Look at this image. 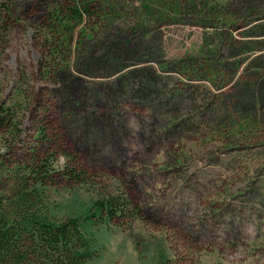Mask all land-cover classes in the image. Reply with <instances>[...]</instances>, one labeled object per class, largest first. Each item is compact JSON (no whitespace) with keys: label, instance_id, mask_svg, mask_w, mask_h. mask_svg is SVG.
Here are the masks:
<instances>
[{"label":"rangeland","instance_id":"obj_1","mask_svg":"<svg viewBox=\"0 0 264 264\" xmlns=\"http://www.w3.org/2000/svg\"><path fill=\"white\" fill-rule=\"evenodd\" d=\"M141 1L111 0L65 40L44 19L57 0H0L20 14L0 55L22 129L6 160L48 150L61 170V151L84 152L95 180L47 187L58 218L105 194L142 208L130 229L86 220V264H264V0H195L155 25Z\"/></svg>","mask_w":264,"mask_h":264},{"label":"trees","instance_id":"obj_2","mask_svg":"<svg viewBox=\"0 0 264 264\" xmlns=\"http://www.w3.org/2000/svg\"><path fill=\"white\" fill-rule=\"evenodd\" d=\"M110 2L57 0L44 14V19L50 32L68 40L74 34L73 29L92 18L97 9L102 13L108 8L115 11L116 7ZM141 2L140 17L153 25L160 21L168 23L171 15L184 14L190 6L196 8L195 0ZM18 19L20 14L12 4L0 3V55L7 47V32ZM206 51L211 58L218 54L216 48L210 46ZM20 126L16 113L0 97V140L10 141L9 153L0 154V264H86L98 254L95 238L83 229L86 220L127 229L132 228L135 219L145 220L142 208L131 196L123 194L101 195L88 210L78 215L65 218L54 215L47 187L58 189L60 181H66L68 186L88 183L95 180V173L87 166L84 152L73 147V152L68 149L60 152L66 158L61 170L54 169L56 153L48 150L37 153L24 164L6 160L8 154L17 153ZM49 141L54 142V139L44 131L42 144L48 147L53 144H48Z\"/></svg>","mask_w":264,"mask_h":264}]
</instances>
